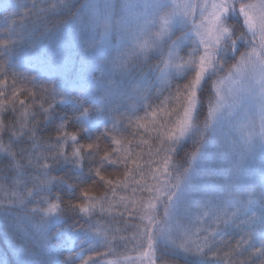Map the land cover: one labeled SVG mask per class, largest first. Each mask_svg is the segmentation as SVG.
I'll use <instances>...</instances> for the list:
<instances>
[{
	"label": "snow or ice",
	"instance_id": "snow-or-ice-1",
	"mask_svg": "<svg viewBox=\"0 0 264 264\" xmlns=\"http://www.w3.org/2000/svg\"><path fill=\"white\" fill-rule=\"evenodd\" d=\"M3 7L18 16L0 29V237L13 264H264V0ZM143 135L158 145L147 178L132 147ZM97 185L132 196L105 209ZM117 246L135 255L105 261Z\"/></svg>",
	"mask_w": 264,
	"mask_h": 264
},
{
	"label": "trees",
	"instance_id": "trees-1",
	"mask_svg": "<svg viewBox=\"0 0 264 264\" xmlns=\"http://www.w3.org/2000/svg\"><path fill=\"white\" fill-rule=\"evenodd\" d=\"M30 2H31V0H0V29L8 28L11 19H18V16H17L15 18L10 17L9 20H6L5 17L8 16V14L13 11V9L9 8L8 12H5L4 7H3L4 5H18V4L22 5V4H26V3H30ZM37 2H38V0H37ZM16 11L18 13L19 9H16ZM11 30L14 32L19 31V25H17L15 29H11ZM3 38H5V37H4L3 33L0 32V39H3ZM242 48L243 47H241V50H242ZM232 63H234V61H232V60L228 61V63L225 65V72L227 71V68ZM222 74H224V73H222ZM215 78L216 77H213V79H215ZM20 99H25V97L21 96ZM67 130L70 133L75 131V129L72 127L68 128ZM152 135H154V134H152ZM152 135L137 136V137H135L134 143L132 145L134 151L139 152L144 157L145 166L147 165V161H149V157L153 156V154L156 151V147L158 146V145L157 146L153 145V144H157V142H155L152 139ZM54 136H55L54 131L51 133H48V134H44L43 140L50 143L51 141L49 140V137L54 138ZM129 138L131 139V137H129ZM5 139H6V137H5ZM141 141H147V143H142ZM136 143H140V146L138 148L136 147ZM186 150L191 151V147L189 146ZM181 155H183V153H181ZM122 171H123V169H120V170L111 169V168L108 169V173H113V175L111 177L112 179H115L117 175L122 174ZM108 173H105V174L107 175ZM121 190H123V189L117 188L116 192H120ZM89 191L96 197H100L101 195H104V194H107V196L113 194L111 191H106V188L103 185H97L95 187H92L89 189ZM65 199H67V197H65ZM97 211H99V209H97ZM102 215L104 217L108 218V220L111 219L110 216L107 217V215L104 213ZM95 219L104 220V219H101L100 216L95 217ZM70 225H73V220L71 218L67 219V223L60 225V227H62L64 230L63 231L64 237L69 240V246L70 247L74 246L76 251H79L80 242H79V240L73 241L71 239L72 229L69 227ZM122 233L119 232L118 234L122 235ZM118 234H116V235H118ZM233 243H235V239H233ZM256 246L259 247L258 244ZM96 250L100 251V252L106 251V249H104V248H97ZM128 254H130V251H125L123 249V247L117 246L116 251L114 252L113 255L105 256L103 259L105 261L113 260V259H119L123 256H127ZM65 255H67V253H65ZM89 255H92V253L85 251L84 256L87 257ZM247 256H248V253L245 252L243 254V256L240 257V259H246ZM16 259H17V254H16L15 248L13 247L10 240L6 236L0 237V261H3V264H13V262ZM76 264H80L79 260H77ZM175 264H185V262L183 259H180V260H177L175 262Z\"/></svg>",
	"mask_w": 264,
	"mask_h": 264
},
{
	"label": "rangeland",
	"instance_id": "rangeland-1",
	"mask_svg": "<svg viewBox=\"0 0 264 264\" xmlns=\"http://www.w3.org/2000/svg\"><path fill=\"white\" fill-rule=\"evenodd\" d=\"M253 2H255V0H253ZM241 51H244V48H242V50ZM220 75H227V71L226 72H224V74H220ZM216 79V78H215ZM243 116H244V113L243 112H241L240 114H239V116H237L236 117V122L237 123H239L240 121H242L243 120ZM229 139H231L230 137H229ZM154 146H157V144H153ZM155 154V153H154ZM153 154V156H150L149 157V160H153V159H158V157H155V155ZM141 157H142V159H141V163L144 165V173H145V177L147 178V177H149L150 176V172H149V168H148V165H146L145 166V161H144V157L141 155ZM221 159H222V165L223 166H227V163H228V160L230 159V155L229 156H224L223 154H222V157H221ZM256 165L258 166V164H259V157H257L256 158ZM155 165H153V167H154ZM137 179H139V177H137ZM125 196H127V197H131L132 196V191H131V187H129L127 190H121L120 192H116L115 193V195H109L108 196V198H109V200L108 201H104L103 202V204H104V207H105V209H107L108 208V205H109V202L110 201H117V200H119L121 197H125ZM98 209H99V207H98ZM121 211L123 210L122 208L120 209ZM104 214H106L107 215V217H109L110 215H109V213L107 212V211H105L104 212ZM108 218H106L105 217V219L104 220H100V222L102 223V224H108ZM110 227H112L114 230L115 229H119V228H122L123 227V224H122V222H118V221H114L111 225H110ZM119 232H117V233H115V234H118ZM122 233V232H121ZM110 235H112V233H110ZM119 235V234H118ZM122 235H124V233H122ZM135 255V253L134 252H132L131 253V251H130V254H128L127 256H134ZM124 257V256H123ZM123 257H121V258H119V259H113V260H117V261H123ZM123 264H127V262H123Z\"/></svg>",
	"mask_w": 264,
	"mask_h": 264
}]
</instances>
